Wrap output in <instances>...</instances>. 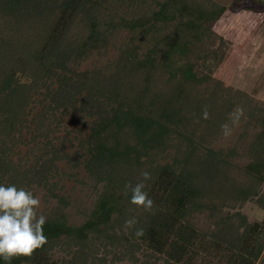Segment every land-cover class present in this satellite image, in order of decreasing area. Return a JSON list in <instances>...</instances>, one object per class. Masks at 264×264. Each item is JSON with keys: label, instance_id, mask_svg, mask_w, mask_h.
<instances>
[{"label": "rangeland", "instance_id": "1", "mask_svg": "<svg viewBox=\"0 0 264 264\" xmlns=\"http://www.w3.org/2000/svg\"><path fill=\"white\" fill-rule=\"evenodd\" d=\"M187 1L222 7L224 11L209 24L204 35L197 39L188 37L185 47L173 53L171 63H164L159 58L151 62L154 71L147 66L145 71H135L129 76L121 66H130L136 59L147 58L155 38L162 37L174 26L177 6L168 3L162 10L167 0H0V82H5L4 75L10 65L13 67L11 61L26 54L34 67L37 64L42 69L43 77H52L42 86L30 89L29 132L23 131L22 141L8 157L13 165L32 166L40 151L31 142L30 134L41 113L45 114V125L52 130L53 139L64 140L70 154L76 150L77 131L94 117L82 114L79 103L75 109L65 112L51 101V94L59 88L57 77L71 79L59 94L61 97H66L71 86L82 84L88 77L92 88L103 92L102 106L112 117L118 106L114 92L109 94L107 91L113 77H131L129 84L139 93L143 92V98L148 100L154 95L160 96L164 87H177L170 77L176 70L184 69L194 76V80L182 82L188 93L187 104L192 105L194 100L200 106L199 112L188 113V107L182 111L188 117L184 124H177L178 130L169 137L156 163L177 174L188 169L195 178L213 174V181L195 182L201 200L187 214L185 221L208 238L213 233L221 242L229 238L231 241L240 235L244 225L264 219V210L255 202L264 194V184L257 186L244 171L254 160L251 149L259 141L260 119L264 115V0ZM62 9L71 11L65 22L59 23ZM91 28L96 33L94 43L87 41ZM136 67L133 69L139 70ZM148 69L149 73L146 72ZM15 77L22 83L31 84L28 76L18 73ZM76 97L80 99L81 96ZM205 105L210 113L207 120L202 119L201 113ZM237 106L243 107L244 117L234 126L232 135L225 138L221 125L229 122V113ZM87 134L88 128H85L83 136ZM139 159L144 160L143 157ZM211 160L213 166L209 165ZM202 167L204 173L201 174V170L197 174L196 168ZM58 168L64 173H59V180L54 179L57 180L55 190L51 184L53 180L45 185L31 184L24 189L40 199L38 214L47 217L50 210L60 207L68 223L79 225L93 207L101 188L100 180L82 168L73 169L64 162L59 163ZM106 172L110 173L111 169H101L103 176ZM125 172L123 169L119 176L125 177ZM5 182L6 179L1 177L0 185ZM229 187L237 198L230 196ZM51 189L55 195L63 197L62 203L50 195ZM244 191L253 196L240 202ZM132 217L138 221L134 227H138L146 219L145 210L127 208L122 215H114L110 220L109 235L111 224L115 233L129 234L124 224ZM227 225L231 227L224 230ZM79 249L70 244L60 248L56 245L51 256L53 261L65 264H163L161 260L155 263L148 250L139 251L126 245L113 248L111 242L99 244V240L95 241L88 244L84 253ZM225 259L224 255L221 257L212 251L200 254L193 264H225ZM261 262H264V250L255 264Z\"/></svg>", "mask_w": 264, "mask_h": 264}, {"label": "trees", "instance_id": "2", "mask_svg": "<svg viewBox=\"0 0 264 264\" xmlns=\"http://www.w3.org/2000/svg\"><path fill=\"white\" fill-rule=\"evenodd\" d=\"M168 3L178 7L174 26L162 37L155 38L147 58H141L139 61L136 59L133 66H121L127 75L132 76L135 71H145L147 66L154 71L155 66H151V62L159 58L164 63H171L173 53L185 47L188 37L197 39L204 35L209 30V24L217 20L224 11L222 7H207L187 0H167L163 3L162 10L166 9ZM66 10H61L59 23H64L70 14L71 10ZM87 41L96 42L94 28H91ZM24 56H16L15 60L11 61L14 62L13 67L10 65L8 73L4 75L5 82H0V178L6 179L3 186L15 185L18 189H24L31 184L45 185L49 180H53L51 184L52 188H55L59 173H64L62 170L59 172L58 164L64 162L70 168H82L88 175L99 178L101 188L88 217L79 225L68 223L62 208L50 210L43 229L48 243L37 250L31 259H13L11 264H65L53 261L51 255L54 246L60 248L70 244L84 253L88 244L92 245L98 240L99 244L102 241L111 242L113 248L126 245L139 251L148 250L155 263L161 260L163 264H193L200 254H210L212 251L221 257L224 255L225 264H255L259 260L264 250V219L244 225L240 235L231 241L229 238L221 242L213 233L208 238L188 224L185 218L191 209H195L196 204H199L198 200H201L195 182L213 181V174H203V167L196 168L197 174L202 170L203 175L195 178L188 169L177 174L167 166H158L156 163L158 156L166 148L169 137L178 130L177 124L185 123V117L188 116L183 115L184 109L188 107V113L199 112L200 106L197 102L194 103L193 100L192 105L187 104L188 93L182 84L186 79L194 80L190 72L184 69L173 71L174 75L170 80H174L177 87H164L159 92L160 96L154 95L148 100L143 98V92L139 93L136 87L129 84L131 77H113L111 87L107 91L109 94L114 92L118 106L113 110L112 117L102 106L103 92L92 88V81H89L88 77H85L82 84L71 86V92L69 91L66 97L59 94H62L71 79L57 77L59 88L54 95L51 94V101L65 112L71 108L75 109L79 103L81 113L94 118L88 123L90 126L83 124L82 129L77 131L76 150L70 154L66 151L64 140L59 142L53 139L52 130L45 125V114L37 115V120L33 123L36 124L35 128L30 135L31 142L37 146L40 154L34 158L32 166L27 168L23 164L13 165L8 156L22 141L23 131L29 132L27 114L30 89L42 86L45 80L52 77H43L42 69L37 64L33 66L30 56ZM134 67L139 70H134ZM18 73L28 76L31 84L22 83L15 77ZM79 95L80 99L76 97ZM85 128H88V134L83 136ZM258 136L259 141L251 149L254 160L244 171L260 186L264 184V115L260 119ZM144 150L146 152H143ZM133 157L136 159H132ZM140 157L144 158L142 162ZM210 164L212 165V160L209 161ZM107 167L111 172H106L103 176L101 169ZM123 169L126 170L125 177L119 176ZM144 171L151 174V180L145 182V191L154 201L151 211L131 204L130 190L125 195V185L131 183L135 186L141 182V173ZM217 187L220 188V185ZM230 187V196L237 198ZM53 189L50 190V195L62 203L63 197L55 195ZM222 190L221 187L220 193ZM252 196L249 191H244L239 198L240 202L249 200ZM255 202L264 210V194ZM127 208L145 210V221L138 227L130 228L127 235L124 232L115 233L111 224L110 236V220L112 221L114 215H122ZM230 227L231 225H227L223 229L228 230ZM138 228L144 229L143 236L135 235ZM0 264L5 262L0 259Z\"/></svg>", "mask_w": 264, "mask_h": 264}, {"label": "clouds", "instance_id": "3", "mask_svg": "<svg viewBox=\"0 0 264 264\" xmlns=\"http://www.w3.org/2000/svg\"><path fill=\"white\" fill-rule=\"evenodd\" d=\"M242 117H244V109L241 106H237L229 113V122L221 125V132L225 138L232 135L234 126L240 123ZM209 118V109L205 105L202 109V119ZM196 122L199 123V120ZM141 176V182L135 186L131 183L125 185V195L130 190L131 204L151 211L154 201L145 191V182L151 180V174L144 171ZM40 204V199L35 197L32 191L18 189L15 185H0V259L5 264H11L13 259H31L37 250L42 249L48 243V238L43 230L47 223V217L37 212ZM137 223V219L132 217L125 220L124 227L130 229ZM135 235L143 236L144 229H136Z\"/></svg>", "mask_w": 264, "mask_h": 264}]
</instances>
